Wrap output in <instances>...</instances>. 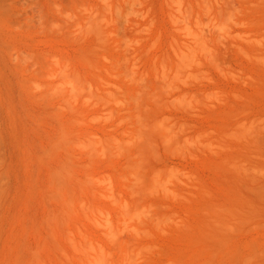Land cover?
I'll list each match as a JSON object with an SVG mask.
<instances>
[{
	"label": "rangeland",
	"instance_id": "rangeland-1",
	"mask_svg": "<svg viewBox=\"0 0 264 264\" xmlns=\"http://www.w3.org/2000/svg\"><path fill=\"white\" fill-rule=\"evenodd\" d=\"M0 264H264V0H0Z\"/></svg>",
	"mask_w": 264,
	"mask_h": 264
},
{
	"label": "bare ground",
	"instance_id": "bare-ground-1",
	"mask_svg": "<svg viewBox=\"0 0 264 264\" xmlns=\"http://www.w3.org/2000/svg\"><path fill=\"white\" fill-rule=\"evenodd\" d=\"M101 258V256H99ZM101 260V259H100Z\"/></svg>",
	"mask_w": 264,
	"mask_h": 264
}]
</instances>
